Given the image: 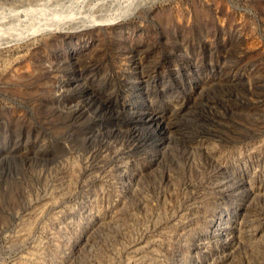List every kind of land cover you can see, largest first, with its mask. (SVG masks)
I'll return each mask as SVG.
<instances>
[{"label":"rangeland","instance_id":"obj_1","mask_svg":"<svg viewBox=\"0 0 264 264\" xmlns=\"http://www.w3.org/2000/svg\"><path fill=\"white\" fill-rule=\"evenodd\" d=\"M0 264H264V0H0Z\"/></svg>","mask_w":264,"mask_h":264},{"label":"bare ground","instance_id":"obj_2","mask_svg":"<svg viewBox=\"0 0 264 264\" xmlns=\"http://www.w3.org/2000/svg\"><path fill=\"white\" fill-rule=\"evenodd\" d=\"M13 14V13H12ZM129 17V16H128ZM94 25V24H93ZM96 25V24H95ZM101 25V24H100ZM91 26V25H90ZM56 31V30H55Z\"/></svg>","mask_w":264,"mask_h":264}]
</instances>
